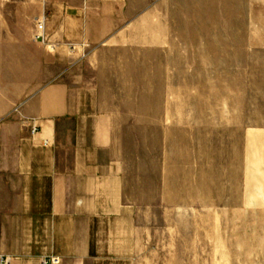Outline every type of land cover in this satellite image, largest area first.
Masks as SVG:
<instances>
[{"label":"crops","instance_id":"0c3cea01","mask_svg":"<svg viewBox=\"0 0 264 264\" xmlns=\"http://www.w3.org/2000/svg\"><path fill=\"white\" fill-rule=\"evenodd\" d=\"M183 45L246 60L264 0H5L0 264H230L225 233L200 241L192 190L213 198L217 173L222 202L246 205L264 83L249 112L248 72H197L186 95Z\"/></svg>","mask_w":264,"mask_h":264},{"label":"rangeland","instance_id":"374dc122","mask_svg":"<svg viewBox=\"0 0 264 264\" xmlns=\"http://www.w3.org/2000/svg\"><path fill=\"white\" fill-rule=\"evenodd\" d=\"M2 5H5V0H0V6ZM207 48L209 53L206 52ZM218 48L220 51L217 50ZM221 48L222 46H204L201 50V46H182V58L179 60L180 54L177 53V59L172 61V65L177 72H183L184 94L189 95L193 86L200 88L204 86L206 78L201 77L200 73L197 75V72H248V112L252 111L254 85L264 83V45H248L245 53L246 60L241 61L221 59L223 56ZM216 79L220 78L216 77ZM223 143L225 142L219 140L213 142L215 153L220 151ZM262 145L264 142L261 141H247V203L245 206L223 203L231 199L222 197L224 190L219 188L221 181L217 178V173L215 188L209 191L210 194L213 193V198L206 195L205 189L192 190L195 193L192 194L194 198L200 197L194 205L199 217L200 241L208 238L211 244L213 239L215 244H218L225 233L224 239L231 245L230 264H264V169L261 167V160H264L261 149L264 147ZM217 159L215 157V160ZM256 161L259 162L258 165ZM186 195L191 196L185 192L184 196ZM212 199L214 202L211 203Z\"/></svg>","mask_w":264,"mask_h":264},{"label":"built area","instance_id":"2783aa9c","mask_svg":"<svg viewBox=\"0 0 264 264\" xmlns=\"http://www.w3.org/2000/svg\"><path fill=\"white\" fill-rule=\"evenodd\" d=\"M36 40H40L43 44L47 43L46 37H45V20L39 22L38 27H37V34L35 35ZM18 112V110H16ZM32 135L37 134L38 130L37 128L33 127L32 128ZM5 264H10V260H4ZM62 260L58 257H50L47 258L43 261L42 264H61Z\"/></svg>","mask_w":264,"mask_h":264}]
</instances>
